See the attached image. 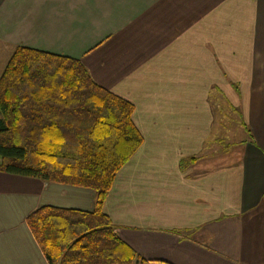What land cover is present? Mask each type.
I'll return each instance as SVG.
<instances>
[{
	"label": "crops",
	"instance_id": "0c3cea01",
	"mask_svg": "<svg viewBox=\"0 0 264 264\" xmlns=\"http://www.w3.org/2000/svg\"><path fill=\"white\" fill-rule=\"evenodd\" d=\"M18 46L134 104L144 141L103 210L142 259L264 264V0H0V77ZM45 206L94 211L96 191L0 171V264H49Z\"/></svg>",
	"mask_w": 264,
	"mask_h": 264
},
{
	"label": "trees",
	"instance_id": "16d2710c",
	"mask_svg": "<svg viewBox=\"0 0 264 264\" xmlns=\"http://www.w3.org/2000/svg\"><path fill=\"white\" fill-rule=\"evenodd\" d=\"M134 111L79 59L13 52L0 77V171L96 191L94 211L45 206L28 217L49 264H169L142 259L103 210L144 141Z\"/></svg>",
	"mask_w": 264,
	"mask_h": 264
},
{
	"label": "rangeland",
	"instance_id": "374dc122",
	"mask_svg": "<svg viewBox=\"0 0 264 264\" xmlns=\"http://www.w3.org/2000/svg\"><path fill=\"white\" fill-rule=\"evenodd\" d=\"M230 138L231 137L228 136V138L223 143H221V145H220V147L223 149L224 152L232 150L234 148V146H236V144H232L234 141H231Z\"/></svg>",
	"mask_w": 264,
	"mask_h": 264
}]
</instances>
